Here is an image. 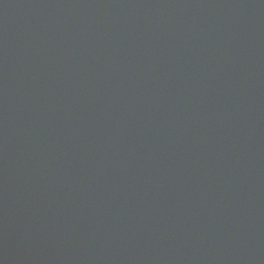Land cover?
Returning <instances> with one entry per match:
<instances>
[{
	"label": "water",
	"instance_id": "1",
	"mask_svg": "<svg viewBox=\"0 0 264 264\" xmlns=\"http://www.w3.org/2000/svg\"><path fill=\"white\" fill-rule=\"evenodd\" d=\"M0 264H264V0H0Z\"/></svg>",
	"mask_w": 264,
	"mask_h": 264
}]
</instances>
